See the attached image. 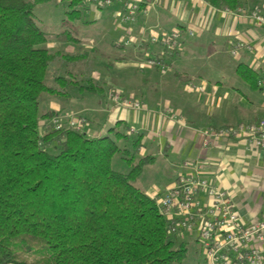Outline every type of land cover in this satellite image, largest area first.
Instances as JSON below:
<instances>
[{"label": "trees", "instance_id": "1", "mask_svg": "<svg viewBox=\"0 0 264 264\" xmlns=\"http://www.w3.org/2000/svg\"><path fill=\"white\" fill-rule=\"evenodd\" d=\"M44 1L0 0V264H183L189 243L174 239L157 200L135 184L155 157L136 161V150L119 144L134 134L127 122L118 121L107 135H91L67 122L57 129L61 114L42 112L44 93L71 98L76 88L105 94L93 77L81 82L70 69L56 75L57 65L84 56L48 47L51 36L35 14ZM252 1L208 0L220 10ZM68 14L81 16L79 10ZM237 72L252 88L260 86L250 66L240 64ZM42 119L51 123L41 128ZM141 138L134 136V149ZM116 153L129 172L112 168ZM18 245L46 249L50 260L21 259Z\"/></svg>", "mask_w": 264, "mask_h": 264}, {"label": "crops", "instance_id": "2", "mask_svg": "<svg viewBox=\"0 0 264 264\" xmlns=\"http://www.w3.org/2000/svg\"><path fill=\"white\" fill-rule=\"evenodd\" d=\"M149 1L133 24L118 21L119 5L105 8L110 20H105L102 41L112 44L107 58L113 62L101 64L106 74L93 75L105 89L103 108H120L101 126L104 131L92 127L87 132L104 136L124 120L134 136H142L138 149L132 141L127 145L131 153L136 150V161L156 157V152L164 156L171 178L163 191L142 183L141 176L135 182L155 200L179 174H198L226 189L246 222L256 221L264 199V148L246 138L209 134L210 129L264 118V85L252 88L237 72L240 64L248 65L259 81L264 80V27L249 14L256 2L220 10L208 0ZM92 10L99 19L103 10ZM176 31L180 37L173 48L150 39ZM59 38L50 37L51 50L62 52L77 43ZM237 42L246 46L234 55ZM150 59L159 64L151 65ZM117 92L122 99L115 102ZM55 108L42 107V112L58 113ZM50 123L51 119H42L41 128Z\"/></svg>", "mask_w": 264, "mask_h": 264}, {"label": "built area", "instance_id": "3", "mask_svg": "<svg viewBox=\"0 0 264 264\" xmlns=\"http://www.w3.org/2000/svg\"><path fill=\"white\" fill-rule=\"evenodd\" d=\"M255 1L256 5L249 12L250 17L257 25L264 27V0ZM149 3V0H81L83 7L95 10L119 5L116 16L122 24L135 23ZM179 37L180 32L176 31L169 35H152L150 39L153 43L173 48ZM245 46V42H237L232 53L237 55ZM149 63L155 65L158 61L150 59ZM259 84L264 85V80ZM114 100L118 102L119 95ZM125 104L129 102L125 101ZM136 106L139 104L136 103ZM72 116L57 115L54 121L56 128H63L66 122L70 126L83 128L84 118L75 121ZM209 134L215 138H246L264 148V119L210 129ZM184 164L189 165L190 162ZM157 203L167 221L169 233L180 241L199 245L197 252L204 264H264V199L261 217L246 222L226 189L201 175L187 173L179 174Z\"/></svg>", "mask_w": 264, "mask_h": 264}, {"label": "rangeland", "instance_id": "4", "mask_svg": "<svg viewBox=\"0 0 264 264\" xmlns=\"http://www.w3.org/2000/svg\"><path fill=\"white\" fill-rule=\"evenodd\" d=\"M72 10H79L81 15L80 18L73 19L70 17L68 13ZM100 12L102 13L100 14V17L98 16L99 19H96V11L87 9L82 5L70 6L67 0L63 2L61 0H48L36 5L35 14L42 28L49 36L58 38L59 35V39H68V37L72 36L73 38L75 37L80 40L77 42L78 44L73 43L74 45L68 46L65 53L70 55L80 53V55H83L84 57H81L78 63L66 61L67 65L65 67L61 64L57 65L55 68L57 69L56 75L67 76L68 74L64 73V71L70 69L77 75V77L79 76L78 78L81 82H84V79L86 78L92 76L95 78L94 75L96 77L100 76L99 72L101 71V74L107 73V71L100 66L101 64L106 65L113 62L111 58H107V54H109L113 48L112 44H107L102 41V35L106 32L107 26L105 20H110V10L103 9V11ZM99 40H101L100 43H98ZM61 46L63 47L64 45ZM49 81L48 84L52 85L53 80L49 79ZM95 81H97L96 78ZM79 92L80 91H77L76 88L71 89V98H61L59 96L52 97L51 95L44 93L40 98V108L42 109V107L50 105L52 107V105H56L57 108L55 109H57L58 113L64 116L71 114L73 115L72 119L75 121H81V118L85 117L83 128L86 131L88 128L92 127H95L99 131H104L101 126H104L107 120L110 117H113L116 110L120 107L104 109L102 100L104 96L89 91H85L84 93ZM116 95H119V99H122L121 94L118 92L113 94V98ZM133 139L134 135L132 134L128 139L122 141L121 147H126L129 144V141H132ZM123 157L122 153H116L112 158V168L116 171L129 172L131 166ZM126 157L131 158L129 155H126ZM170 168V166L165 165L164 156L156 152L155 161L145 165L141 174V182L146 183L147 185L151 184L157 189L163 191L171 178ZM174 239L176 240L177 237H174ZM177 240L179 241V239ZM189 247L188 257L183 264H204L202 256L197 252L199 245L189 242ZM16 250L19 252V257L27 261L44 262L50 260V254L46 249L37 252L35 249L26 250L18 245L16 246Z\"/></svg>", "mask_w": 264, "mask_h": 264}, {"label": "water", "instance_id": "5", "mask_svg": "<svg viewBox=\"0 0 264 264\" xmlns=\"http://www.w3.org/2000/svg\"><path fill=\"white\" fill-rule=\"evenodd\" d=\"M103 107H106L105 98L103 97Z\"/></svg>", "mask_w": 264, "mask_h": 264}]
</instances>
